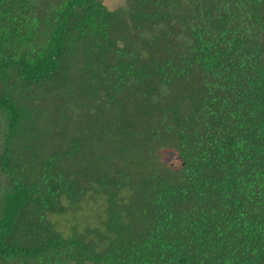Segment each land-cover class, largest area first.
I'll list each match as a JSON object with an SVG mask.
<instances>
[{
    "label": "trees",
    "instance_id": "trees-1",
    "mask_svg": "<svg viewBox=\"0 0 264 264\" xmlns=\"http://www.w3.org/2000/svg\"><path fill=\"white\" fill-rule=\"evenodd\" d=\"M0 264H264V0H0Z\"/></svg>",
    "mask_w": 264,
    "mask_h": 264
},
{
    "label": "rangeland",
    "instance_id": "rangeland-1",
    "mask_svg": "<svg viewBox=\"0 0 264 264\" xmlns=\"http://www.w3.org/2000/svg\"><path fill=\"white\" fill-rule=\"evenodd\" d=\"M104 4L110 8H114L115 6H122L123 0H104ZM162 161L164 164L172 166V167L179 166L178 158L171 151L162 152Z\"/></svg>",
    "mask_w": 264,
    "mask_h": 264
}]
</instances>
